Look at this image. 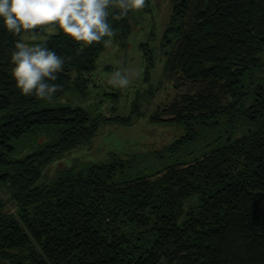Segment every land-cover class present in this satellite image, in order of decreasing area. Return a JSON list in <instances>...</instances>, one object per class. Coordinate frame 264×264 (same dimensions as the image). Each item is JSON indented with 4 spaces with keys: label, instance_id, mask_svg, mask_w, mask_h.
Here are the masks:
<instances>
[{
    "label": "trees",
    "instance_id": "1",
    "mask_svg": "<svg viewBox=\"0 0 264 264\" xmlns=\"http://www.w3.org/2000/svg\"><path fill=\"white\" fill-rule=\"evenodd\" d=\"M171 4L163 76L186 90L148 120L181 134L45 178L102 122L132 124L136 104L130 116L93 117L61 100L87 97L107 41L125 47L134 11L110 6L115 36L88 47L58 29L13 35L0 19V264H264V0ZM25 35L64 60L51 101L21 95L11 76ZM140 48L148 81L155 56Z\"/></svg>",
    "mask_w": 264,
    "mask_h": 264
},
{
    "label": "rangeland",
    "instance_id": "2",
    "mask_svg": "<svg viewBox=\"0 0 264 264\" xmlns=\"http://www.w3.org/2000/svg\"><path fill=\"white\" fill-rule=\"evenodd\" d=\"M171 9V0H149L143 9L134 11L135 24L125 47H119L111 39L107 41L93 72L87 97L68 95L67 99L61 100L62 102L70 100L72 105L84 107L93 117L130 116L133 114L132 106L136 104V112L131 116L132 124L102 122L90 143L78 146L66 152L62 158L53 161L44 170L43 178L46 174L50 176L53 170L69 166L75 161L104 162L110 159L111 154L122 156L158 150L181 134L177 126L153 125L148 120L149 115L157 107L168 104L178 93H184L186 90H174L163 76L164 54L161 40ZM22 39L28 44L37 40L27 35ZM141 43H148L155 56L148 81L144 78L145 60L140 48ZM117 70H127L131 80L127 89L108 84L111 74ZM5 197L6 195L0 191V200ZM5 209H9V205Z\"/></svg>",
    "mask_w": 264,
    "mask_h": 264
},
{
    "label": "clouds",
    "instance_id": "3",
    "mask_svg": "<svg viewBox=\"0 0 264 264\" xmlns=\"http://www.w3.org/2000/svg\"><path fill=\"white\" fill-rule=\"evenodd\" d=\"M147 0H0V19L13 35L35 32L38 28L58 29L66 37L88 47L104 37H114L108 17L109 7L120 9V16L139 11ZM11 76L21 95H35L38 100L51 101L59 86L50 84L62 71L64 60L43 44L30 46L17 42L11 54ZM108 84L127 89L131 80L127 70L111 74Z\"/></svg>",
    "mask_w": 264,
    "mask_h": 264
}]
</instances>
